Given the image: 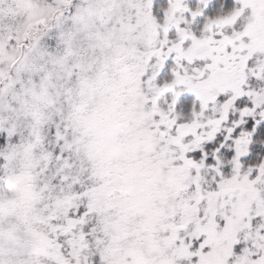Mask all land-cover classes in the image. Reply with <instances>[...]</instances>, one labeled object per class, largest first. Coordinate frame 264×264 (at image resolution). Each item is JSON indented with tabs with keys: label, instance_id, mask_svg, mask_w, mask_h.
<instances>
[{
	"label": "snow or ice",
	"instance_id": "obj_1",
	"mask_svg": "<svg viewBox=\"0 0 264 264\" xmlns=\"http://www.w3.org/2000/svg\"><path fill=\"white\" fill-rule=\"evenodd\" d=\"M0 264H264V0H0Z\"/></svg>",
	"mask_w": 264,
	"mask_h": 264
}]
</instances>
